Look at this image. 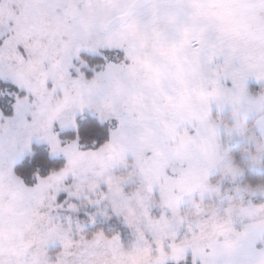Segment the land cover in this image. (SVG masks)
<instances>
[{
    "label": "snow or ice",
    "instance_id": "6c2138e0",
    "mask_svg": "<svg viewBox=\"0 0 264 264\" xmlns=\"http://www.w3.org/2000/svg\"><path fill=\"white\" fill-rule=\"evenodd\" d=\"M0 264H264V0H0Z\"/></svg>",
    "mask_w": 264,
    "mask_h": 264
},
{
    "label": "rangeland",
    "instance_id": "374dc122",
    "mask_svg": "<svg viewBox=\"0 0 264 264\" xmlns=\"http://www.w3.org/2000/svg\"><path fill=\"white\" fill-rule=\"evenodd\" d=\"M156 39V34H153L151 40H143L141 47H153L152 41ZM174 45H169L168 48L159 47L158 51L161 56H165L169 59L174 54ZM142 66L148 68L146 61L142 63ZM154 71V70H153ZM241 147V146H240ZM239 144L235 145V151L239 154ZM38 203H30L26 199L17 197L12 202V207L8 210V214L5 217L4 235L6 238H10L13 241V248L20 249L21 251H27L32 248V255L35 257L40 252L41 236L36 229V225L44 219V213L38 210ZM10 224L9 228L7 225ZM35 246V247H33ZM155 259V257H153Z\"/></svg>",
    "mask_w": 264,
    "mask_h": 264
},
{
    "label": "trees",
    "instance_id": "16d2710c",
    "mask_svg": "<svg viewBox=\"0 0 264 264\" xmlns=\"http://www.w3.org/2000/svg\"><path fill=\"white\" fill-rule=\"evenodd\" d=\"M239 147H240V145H239ZM252 175L255 177V176L259 175V174H258V173H255V172H253V173H252Z\"/></svg>",
    "mask_w": 264,
    "mask_h": 264
}]
</instances>
